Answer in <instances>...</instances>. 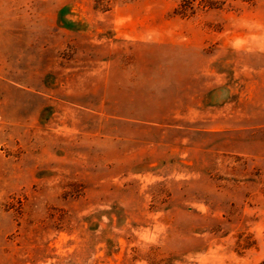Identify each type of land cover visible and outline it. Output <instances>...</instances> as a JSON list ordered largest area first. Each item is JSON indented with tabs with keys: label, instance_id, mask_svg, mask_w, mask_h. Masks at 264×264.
I'll return each mask as SVG.
<instances>
[{
	"label": "rangeland",
	"instance_id": "rangeland-1",
	"mask_svg": "<svg viewBox=\"0 0 264 264\" xmlns=\"http://www.w3.org/2000/svg\"><path fill=\"white\" fill-rule=\"evenodd\" d=\"M0 264H264V0H0Z\"/></svg>",
	"mask_w": 264,
	"mask_h": 264
}]
</instances>
